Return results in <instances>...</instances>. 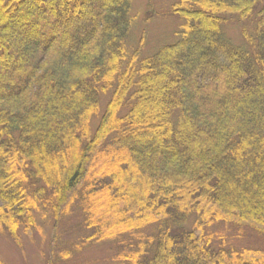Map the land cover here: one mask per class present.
<instances>
[{
  "label": "trees",
  "instance_id": "trees-1",
  "mask_svg": "<svg viewBox=\"0 0 264 264\" xmlns=\"http://www.w3.org/2000/svg\"><path fill=\"white\" fill-rule=\"evenodd\" d=\"M171 11L177 40L140 57L132 0H0V226L11 236L38 213L55 236L75 203L87 241L152 227L130 264H264L209 229L233 221L264 235V0Z\"/></svg>",
  "mask_w": 264,
  "mask_h": 264
},
{
  "label": "rangeland",
  "instance_id": "rangeland-1",
  "mask_svg": "<svg viewBox=\"0 0 264 264\" xmlns=\"http://www.w3.org/2000/svg\"><path fill=\"white\" fill-rule=\"evenodd\" d=\"M176 1L133 0L136 19L129 48L139 49L140 57L149 56L161 46L176 41L180 20L170 12ZM227 31L238 37V31L233 26H228ZM234 201L239 202L237 198ZM256 204V200L250 203L253 208ZM100 214L95 215L97 224ZM35 221L36 225L30 231L20 230L18 239L0 226V259L5 264H130L128 255L135 256L140 244L153 236L152 227H148L143 231L119 232L87 241L94 229L86 226L84 215L75 203L62 218L55 236L51 216L44 217L38 213ZM104 227L111 226L106 224ZM209 229L218 247L240 252L258 261L264 259V235L253 228L233 221H220Z\"/></svg>",
  "mask_w": 264,
  "mask_h": 264
}]
</instances>
